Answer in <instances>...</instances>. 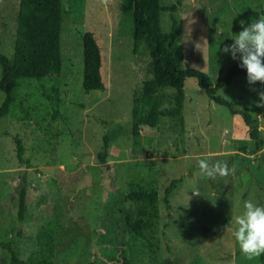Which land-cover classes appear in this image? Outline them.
<instances>
[{
    "label": "rangeland",
    "instance_id": "1",
    "mask_svg": "<svg viewBox=\"0 0 264 264\" xmlns=\"http://www.w3.org/2000/svg\"><path fill=\"white\" fill-rule=\"evenodd\" d=\"M18 2L0 0V52L9 60ZM120 2L62 0L60 72L23 80L0 115V242H9L22 258L33 250L48 253L37 233L49 222L55 264H122L125 258L130 264H264V255H244L233 236L244 202L264 205V108L256 106L259 96L252 90H264V84L250 85L247 74H236L215 89L257 116L263 143L254 153L238 149L252 143L240 113L210 98L192 75L183 80L179 111L161 116L154 126L141 125L134 138L132 94L149 74L150 56L145 46L133 49V20ZM170 3L176 5L183 65L205 71L212 83L230 63H240L222 50L242 30L240 21L247 26L264 15V0H161ZM160 22L166 28L168 10ZM85 30L100 47L103 89L85 91L81 85ZM197 41H205L203 51L195 50ZM53 81L57 93L50 88ZM173 92L171 86L161 88L162 108H176ZM3 97L0 89V103ZM104 133L109 134L106 165L97 157ZM14 136L23 145V161L16 156ZM198 159L227 161L235 171L209 179L201 175ZM178 176L167 207L164 188ZM23 181L29 220L16 215ZM150 181L158 191L152 246L133 237L122 216L128 205L124 194ZM9 259L0 243V264H11Z\"/></svg>",
    "mask_w": 264,
    "mask_h": 264
},
{
    "label": "trees",
    "instance_id": "2",
    "mask_svg": "<svg viewBox=\"0 0 264 264\" xmlns=\"http://www.w3.org/2000/svg\"><path fill=\"white\" fill-rule=\"evenodd\" d=\"M119 8L129 14L133 20V49L145 46L150 56L147 67L148 75L139 86L135 87L131 103L130 130L134 138L140 135V126L156 125L159 118L173 115L179 111L181 99L184 96L183 80L192 75L197 79L200 87L214 101L226 105L233 113H240L247 126V132L252 140L251 144H241L239 150L245 153L256 152L263 143L258 127V118L247 109H239L230 101L215 94V89L228 85L234 75L247 74L240 63H230L226 71L218 76L214 83L207 73L199 68L183 65V48L179 41L178 18L174 13L175 3L163 5L161 0H121ZM168 10V22L163 28L160 22L162 11ZM61 23L62 0H19L16 14V32L12 59L0 52V89L4 97L0 103V115L8 111L14 99L13 90L25 79L41 80L53 74H58L62 66L61 56ZM82 77L81 85L85 91L103 89L104 81L100 72V47L91 30L81 34ZM163 86H171L176 102L175 109H164L160 106V90ZM53 92L57 93V82L50 84ZM56 113V112H55ZM16 142V156L23 161V145L18 136ZM109 134L102 136V149L97 152L98 161L106 165ZM182 179L181 176L172 178L165 186L163 200L168 207V194ZM26 183L21 182L18 191L16 215L19 219H31L27 208ZM128 205L123 208L122 216L126 228L133 237L139 236L152 246L150 237L154 233L155 221L158 216V191L152 181L131 188L124 194ZM53 226L47 222L37 233L39 244L43 240L47 244L48 253L31 251L22 258L9 242H0L10 252L11 264H55L51 258L53 240ZM122 264H130L125 258Z\"/></svg>",
    "mask_w": 264,
    "mask_h": 264
},
{
    "label": "clouds",
    "instance_id": "3",
    "mask_svg": "<svg viewBox=\"0 0 264 264\" xmlns=\"http://www.w3.org/2000/svg\"><path fill=\"white\" fill-rule=\"evenodd\" d=\"M193 20L189 19L186 32L191 33ZM242 30L232 36L233 43L225 44L223 52L230 53L234 60L240 61V67L247 70V80L250 85L260 82L264 84V15L252 18L251 23L245 25L240 21ZM203 43L195 42V50L203 51ZM259 99L255 101L257 107L264 108V90H257ZM198 167L203 177L215 179L217 176L226 177L235 171V166L229 168L227 161L217 160L211 163L208 159H198ZM196 195L198 191L193 190ZM244 211L235 217L237 225L233 232L239 243L241 252L249 259L264 255V205L247 200L244 202Z\"/></svg>",
    "mask_w": 264,
    "mask_h": 264
}]
</instances>
